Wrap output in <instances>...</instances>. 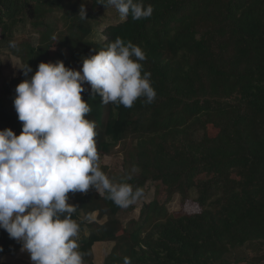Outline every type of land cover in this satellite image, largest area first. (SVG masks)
I'll list each match as a JSON object with an SVG mask.
<instances>
[{
  "label": "trees",
  "instance_id": "16d2710c",
  "mask_svg": "<svg viewBox=\"0 0 264 264\" xmlns=\"http://www.w3.org/2000/svg\"><path fill=\"white\" fill-rule=\"evenodd\" d=\"M99 3L0 0V52L33 70L0 86V131L20 134L15 87L40 62L75 69L117 37L146 55L151 104L143 97L130 108L103 104L87 83L81 93L99 157H122V170L100 169L143 192L126 208L93 188L68 193L71 218L80 233L88 230L78 243L83 264H96L95 246L103 243L113 244L103 264L125 257L131 264H264V0H143L150 17L129 15L92 41L94 11L110 8ZM149 182L154 196L137 206ZM176 197L180 209L172 212ZM0 249V258L30 261L3 229Z\"/></svg>",
  "mask_w": 264,
  "mask_h": 264
},
{
  "label": "clouds",
  "instance_id": "9594fccd",
  "mask_svg": "<svg viewBox=\"0 0 264 264\" xmlns=\"http://www.w3.org/2000/svg\"><path fill=\"white\" fill-rule=\"evenodd\" d=\"M99 4L114 7L122 19L153 13L143 0ZM78 14L86 19L83 4ZM145 60L139 46L117 37L82 58L80 70L60 60L40 62L30 78L16 85L13 106L22 130L19 135L9 128L0 131V229L21 244L31 264H83L79 225L71 218L76 207L67 202L68 193L93 188L122 208L143 195L142 189L114 182L100 169L95 123L85 118L91 107L81 93L87 83L103 104L130 108L141 97L151 104L156 92ZM21 70L26 77L33 71L27 64ZM124 264H131L130 258Z\"/></svg>",
  "mask_w": 264,
  "mask_h": 264
},
{
  "label": "rangeland",
  "instance_id": "374dc122",
  "mask_svg": "<svg viewBox=\"0 0 264 264\" xmlns=\"http://www.w3.org/2000/svg\"><path fill=\"white\" fill-rule=\"evenodd\" d=\"M86 8H90L89 4L86 6ZM94 16L96 18V21L92 23V34L90 36V39L92 41H103L105 38L103 36V32L105 29L110 26L117 23H120L124 21L117 12V10L114 7L105 8V9H96L94 11ZM61 26V24H60ZM24 33L26 31H23ZM31 34V33H30ZM81 67H75V70H80ZM21 76V63L19 59L11 56L7 51L3 50L0 52V86H3L4 82H8L10 79L15 77ZM89 86V84H87ZM99 165H107L111 168L112 171L116 170H122V157L121 155H113V156H105L103 158H100L98 161ZM154 196V188L153 183L149 182L147 184V193L145 197L137 202V206H140L142 202H148L152 200ZM190 197H195V192L192 191L190 193ZM180 209V200L179 197H176L170 204H169V210L172 212H176ZM194 210V208H192ZM137 217V211L133 212L130 215V218H136ZM93 219H95V215L93 216ZM88 230H85L83 233L79 232V237L77 242L79 243L82 234L87 235ZM113 244H97L95 246L97 256H96V264H103V260L105 255L108 253L109 249L111 248ZM20 258V257H19ZM23 259H17L14 257L9 258L6 260L9 264H18V262H21L22 264H31V261H22Z\"/></svg>",
  "mask_w": 264,
  "mask_h": 264
},
{
  "label": "crops",
  "instance_id": "0c3cea01",
  "mask_svg": "<svg viewBox=\"0 0 264 264\" xmlns=\"http://www.w3.org/2000/svg\"><path fill=\"white\" fill-rule=\"evenodd\" d=\"M9 258H11V256H3L2 258H0V264H2V263H8V262H6V260H8ZM22 261H25V260H22ZM25 262H27V261H25ZM18 264H22V263L21 262H18Z\"/></svg>",
  "mask_w": 264,
  "mask_h": 264
}]
</instances>
